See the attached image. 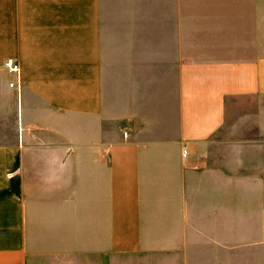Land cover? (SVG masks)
<instances>
[{
	"label": "crops",
	"instance_id": "0c3cea01",
	"mask_svg": "<svg viewBox=\"0 0 264 264\" xmlns=\"http://www.w3.org/2000/svg\"><path fill=\"white\" fill-rule=\"evenodd\" d=\"M0 264H264V0H0Z\"/></svg>",
	"mask_w": 264,
	"mask_h": 264
},
{
	"label": "built area",
	"instance_id": "2783aa9c",
	"mask_svg": "<svg viewBox=\"0 0 264 264\" xmlns=\"http://www.w3.org/2000/svg\"><path fill=\"white\" fill-rule=\"evenodd\" d=\"M4 64L5 66L10 70L12 71L13 73L16 74L17 76V79L16 81H12L11 82V85L13 87H21V80H20V63H18L17 61H14L12 59H7L4 61ZM183 155L184 156H187V149L184 148V151H183Z\"/></svg>",
	"mask_w": 264,
	"mask_h": 264
}]
</instances>
